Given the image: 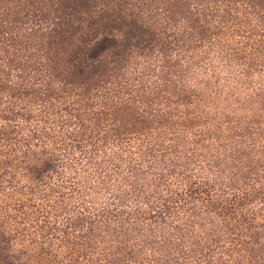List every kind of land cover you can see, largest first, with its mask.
<instances>
[{"label":"rangeland","instance_id":"374dc122","mask_svg":"<svg viewBox=\"0 0 264 264\" xmlns=\"http://www.w3.org/2000/svg\"><path fill=\"white\" fill-rule=\"evenodd\" d=\"M1 1L4 9L6 0ZM10 1L7 6L19 11L11 18L19 21L14 24L19 34L66 31L65 37L74 34L72 42L80 36L86 40L90 56L126 28L86 26L65 6L75 7L82 20L120 7L126 23L136 20L155 30L145 47L130 50L114 67L112 80L137 95L140 110L151 111L152 118L164 114L155 120L170 121L151 122L141 134L136 129L135 143L111 158L109 175L86 191L88 201L120 206L119 222L93 229L90 245L82 222L62 224L64 245L98 248L110 264H129L132 250L138 248L135 241L141 246L151 238L174 240L167 231L172 215L161 225L139 222L126 212V206L158 196L162 187L154 189L148 181L152 183L151 173L161 172L183 200L180 211L198 227L190 238L158 252L161 260L170 264L183 252L194 258L218 245L230 250L243 243L247 258L264 264V0H70L67 5V0ZM197 26L213 34L201 37ZM151 146L156 153L148 154ZM141 152L138 169L133 160ZM21 172H12L11 186L0 182V244L2 235L11 239L14 258L9 264H29L21 250L28 234L23 229L34 223L29 214L36 215L21 194L11 192ZM249 209L258 216L254 220Z\"/></svg>","mask_w":264,"mask_h":264},{"label":"trees","instance_id":"16d2710c","mask_svg":"<svg viewBox=\"0 0 264 264\" xmlns=\"http://www.w3.org/2000/svg\"><path fill=\"white\" fill-rule=\"evenodd\" d=\"M11 2L6 0V7L0 9V27H3L0 32V182L11 186L12 172L20 169L22 172L17 174L11 192L21 194L36 214H29L30 222L34 223L23 229L28 232L21 247L25 262L110 264L108 256L98 248H85L78 243L64 245L60 226L82 222L84 237L90 245L93 229L103 227L101 223L119 222L122 213L116 214L122 212L120 206L88 201L86 191L101 184L105 173L109 175L113 169L109 166L111 158L135 143L136 129L141 134L151 122L170 121L155 120L162 119L164 114L152 118L151 111L140 110L141 100L137 95L112 80L114 67L130 50L145 47L155 30L151 24L136 20L126 23L120 7L95 19L88 16L82 20L75 7L65 6L69 15L76 21H85L86 26L126 28L109 45L90 56L86 40L80 36L72 42L74 34L65 37L66 31H49L32 37L19 34L14 26L19 21L11 19L19 11L7 6ZM196 30L201 37L213 34L208 27L197 26ZM83 58L85 61L79 60ZM145 151L146 147L144 154ZM156 151L151 146L148 154ZM142 153V159L133 160V166L138 169L143 163ZM150 177L151 187H162L158 196L151 201L147 199L145 204L126 206V212L139 222L161 225L172 215L167 231L175 238L171 241L151 238L141 246L134 240L138 248L132 250L129 264H168L158 252L175 240L190 238L198 230L189 221L190 215L180 211L183 200L176 186L172 189V180L161 172L151 173ZM189 210L192 212L193 208ZM248 212L252 220L258 217L252 209ZM15 233L18 234L17 230ZM2 237L0 264H9L14 250L9 236ZM242 244L237 243L230 250L218 245L194 258L183 252L172 258L170 264H260L255 258H247ZM85 250L86 254L77 253Z\"/></svg>","mask_w":264,"mask_h":264}]
</instances>
